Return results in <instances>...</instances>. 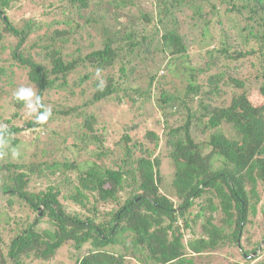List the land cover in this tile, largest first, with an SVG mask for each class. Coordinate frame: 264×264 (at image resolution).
I'll return each instance as SVG.
<instances>
[{
	"label": "trees",
	"instance_id": "trees-1",
	"mask_svg": "<svg viewBox=\"0 0 264 264\" xmlns=\"http://www.w3.org/2000/svg\"><path fill=\"white\" fill-rule=\"evenodd\" d=\"M23 1L0 0V264L67 243L73 264H264V0H28L16 21ZM121 104L118 153L99 112ZM28 131L47 141L25 160Z\"/></svg>",
	"mask_w": 264,
	"mask_h": 264
},
{
	"label": "rangeland",
	"instance_id": "rangeland-1",
	"mask_svg": "<svg viewBox=\"0 0 264 264\" xmlns=\"http://www.w3.org/2000/svg\"><path fill=\"white\" fill-rule=\"evenodd\" d=\"M28 2H29L28 0L26 2L25 1L21 2L20 10H18V11H16L14 13V19L16 21L26 20V19H28L30 17H34V18L38 17V15H39L38 10L35 9L32 12L31 11L32 7L27 4ZM192 56H193V53L191 54V59H192ZM195 65H198V62H193L192 63V66H195ZM250 72H253V71H250ZM249 95H250L249 101H250L251 104L257 106V105H260L262 103V100L261 99L259 100V97H258L256 92L251 91V93ZM125 108H126V105L121 104V107L119 109L116 108V109H114L112 111H109L107 109L106 105H104V108H101V111L99 112V116L104 117L106 115L108 118L110 117V119H111V121L109 122V126L108 127L110 129H114L115 132H116L115 133L116 135L112 136V137H109L108 140H110V141H107L106 143L109 146H114L118 153L120 152L121 148L123 147V144L118 145V138L121 136V134H119L120 130L117 129L118 127L115 126V125L118 124L117 122H119V120H120V116L119 115L122 114L120 109H122L125 112H127V110ZM91 111L96 113L95 109H92ZM8 113H9V110L7 108H4V105L2 103H0V115H4L5 116ZM106 116H105V118H107ZM155 119H156V117H154V119H151V120L148 121V123H147L149 125L148 127L153 128L154 130H158V132L160 133L161 132L160 129L158 127L154 126L155 124H152L155 121ZM19 123H21V122H19ZM52 127H54V125ZM71 127L72 126H70V128ZM65 129H66V134H68L69 133L68 132L69 128L66 126ZM18 137L21 138V142H22V145H21L19 151L23 154L25 160H28L29 155L31 154V152L36 150V147H37L36 144H37L38 140L47 141V138H46L44 133H42L40 135V138L36 139V140L32 138L33 135L29 131L20 133L18 135ZM72 152H74L73 149H72ZM158 152H159V150L156 151V154H158ZM202 152H203V156H206V154H208L207 150H203ZM67 156L69 157L70 155L68 154ZM119 157H121V155ZM172 172H173V169L170 167L169 162L164 160V162H163V164L161 166V173L165 176V179H163L165 187H169V185L171 183V174H172ZM57 183L59 185H61L62 182L58 181ZM41 185H42L41 189H44L46 187V185H47V182L46 183H41ZM122 198H124V196H122ZM263 203H264V201H263ZM66 206H68L67 207V211H69V212L84 213V210L81 209L77 205L66 203ZM99 209H100V211H105V210H109L110 207L104 204V205L99 206ZM15 213H17V212L15 211ZM27 214H28V212H20L18 214V217L21 216L22 218H24L25 215H27ZM256 220H258V218ZM10 222H11L10 224L4 225V226L5 227H9L10 226L11 229H14L18 225V223L14 222V221H10ZM40 229H41V231L47 230L48 226L45 223H42L41 226H40ZM249 230L251 232V229H249ZM6 234H8V235H6ZM6 234H5V238L6 239L11 236L10 232H8ZM261 246H263V244H261ZM87 249H88L87 247H84L80 251L75 252L72 249L71 244L67 243L56 253L55 259L51 260L50 264H73V263H75V258L76 257H78V256L81 257V256H83L84 254L87 253ZM258 253H259V257L254 262H259L261 260H264V251L262 253H260V251H258ZM227 260L243 262L235 249L228 248V249H224V250L218 252L217 255H215V253L211 254L209 258H205L204 261H202V262H200L198 264H226ZM27 264H40V262H35L34 261L32 263L28 262Z\"/></svg>",
	"mask_w": 264,
	"mask_h": 264
},
{
	"label": "clouds",
	"instance_id": "clouds-1",
	"mask_svg": "<svg viewBox=\"0 0 264 264\" xmlns=\"http://www.w3.org/2000/svg\"><path fill=\"white\" fill-rule=\"evenodd\" d=\"M34 95V93L32 92L31 89H25V88H21L17 93L16 96L19 99H25L28 100L30 99L32 96ZM44 119H46V116H41L40 120L43 121Z\"/></svg>",
	"mask_w": 264,
	"mask_h": 264
}]
</instances>
